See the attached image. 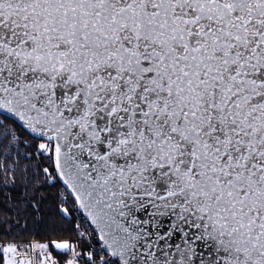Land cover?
I'll use <instances>...</instances> for the list:
<instances>
[{"label":"snow or ice","instance_id":"snow-or-ice-1","mask_svg":"<svg viewBox=\"0 0 264 264\" xmlns=\"http://www.w3.org/2000/svg\"><path fill=\"white\" fill-rule=\"evenodd\" d=\"M0 264H264V0H0Z\"/></svg>","mask_w":264,"mask_h":264}]
</instances>
